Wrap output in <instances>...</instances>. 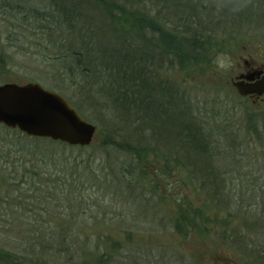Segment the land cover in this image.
I'll return each mask as SVG.
<instances>
[{"label":"trees","instance_id":"obj_1","mask_svg":"<svg viewBox=\"0 0 264 264\" xmlns=\"http://www.w3.org/2000/svg\"><path fill=\"white\" fill-rule=\"evenodd\" d=\"M0 20L17 32L9 35L12 40L43 47L42 61L52 68L46 80L58 91L70 92L71 106L102 126L93 145L74 148L0 125V183L9 180L13 188L6 208L13 224L20 221L14 206H27L21 184L32 191L57 175L58 195L70 194L69 180L77 188L72 173L87 160L83 153L75 155V149H92L90 162L111 148L139 165L164 158L167 168L172 160L177 167L191 162L214 175V152L220 150L212 140L215 135L171 72L178 67L186 77H205L213 72L214 53L264 43V33H259L264 30V0H0ZM14 191L21 197H12ZM173 197L178 204L184 200ZM49 208L40 210L48 227L28 231L22 239L31 256L0 246V264L44 263L75 248V236L56 227L52 219L58 214ZM200 224V212L188 201L182 203L176 231L196 238L205 232ZM107 256L99 254L95 262L102 264Z\"/></svg>","mask_w":264,"mask_h":264},{"label":"rangeland","instance_id":"obj_2","mask_svg":"<svg viewBox=\"0 0 264 264\" xmlns=\"http://www.w3.org/2000/svg\"><path fill=\"white\" fill-rule=\"evenodd\" d=\"M6 26L0 20V85L39 83L70 103V92L58 91L46 80L51 78L52 68L42 61L43 47L36 49L29 42L12 40L9 35L17 32ZM225 52L236 58V72L245 59L264 63V43L229 47ZM174 68L171 75L191 93L189 99L215 135L212 140L220 149L214 152L215 174L207 175L191 162L177 167L172 160L167 168L164 158H151L139 165L128 154L111 148L90 162L92 149H75V155L83 153L87 160L72 173L77 188L69 180L68 188L77 191L58 195L57 175L46 177L32 191L27 183L21 184L19 189L26 196L14 191L12 197L20 195L27 206H14L12 210L20 218L15 224L9 222L12 215L6 209L11 202L8 190L13 188H9V180L0 183L1 247L26 257L24 237L28 231L48 227L40 210L49 206L58 214L52 219L56 227L75 236V248L39 264H97L99 254L108 255L102 264H264V111H255L239 100L232 86L236 72L221 74L214 66L205 77L192 74L189 78ZM80 116L102 130L87 114ZM141 169L148 174L143 175ZM173 196L184 200L175 203ZM185 200L201 214L200 227L205 232L196 238H184L175 229L176 215ZM30 202H34L32 206ZM28 210L31 213L27 214Z\"/></svg>","mask_w":264,"mask_h":264},{"label":"water","instance_id":"obj_3","mask_svg":"<svg viewBox=\"0 0 264 264\" xmlns=\"http://www.w3.org/2000/svg\"><path fill=\"white\" fill-rule=\"evenodd\" d=\"M247 80L232 83L240 96L264 94V78L254 84L251 77ZM0 125L71 147L91 146L98 135L97 126L84 120L60 94L39 83L0 85Z\"/></svg>","mask_w":264,"mask_h":264},{"label":"flooded vegetation","instance_id":"obj_4","mask_svg":"<svg viewBox=\"0 0 264 264\" xmlns=\"http://www.w3.org/2000/svg\"><path fill=\"white\" fill-rule=\"evenodd\" d=\"M238 58L241 61L242 57L239 56ZM256 65H259V67H256ZM249 68L252 70L248 71L247 69ZM247 77L252 78L251 82L253 84L261 81L264 78V63L251 62L250 59H245L243 64L239 66L233 81L248 82ZM237 97L241 98L247 104H250L253 110L258 112L264 111V94H253L248 97H241L238 95Z\"/></svg>","mask_w":264,"mask_h":264},{"label":"clouds","instance_id":"obj_5","mask_svg":"<svg viewBox=\"0 0 264 264\" xmlns=\"http://www.w3.org/2000/svg\"><path fill=\"white\" fill-rule=\"evenodd\" d=\"M215 69L221 74L232 75L236 72L237 60L233 54L225 51L218 52L212 60ZM259 67V65H256ZM251 71L252 69H247Z\"/></svg>","mask_w":264,"mask_h":264}]
</instances>
